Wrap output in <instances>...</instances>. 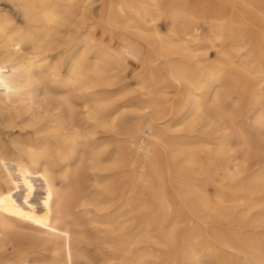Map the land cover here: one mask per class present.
<instances>
[{
    "label": "bare ground",
    "instance_id": "6f19581e",
    "mask_svg": "<svg viewBox=\"0 0 264 264\" xmlns=\"http://www.w3.org/2000/svg\"><path fill=\"white\" fill-rule=\"evenodd\" d=\"M6 1L11 8L0 3V80L7 92L24 88L31 101L8 105L15 110L8 112L9 121L24 112L23 123L29 121L37 135L46 120L52 137L72 144L93 145L100 134L103 140L110 132L121 133L128 156L105 163L101 152L91 170L137 171L158 198L163 238L152 240L147 228L135 223L138 206L74 203L66 194L78 184L81 165L71 159L63 160L58 183L47 169L36 174L35 168L0 159V179L8 186L7 192L0 190V264H81L92 240L102 249L99 264H147L154 258L148 239L164 246L180 243L183 260L196 263L200 251L210 247L208 224L219 242L215 250L251 255L248 264H264V247L256 238L264 233V0ZM201 23L208 32L200 31ZM209 43L224 65L218 72ZM131 61L139 64L140 84H151L128 105L117 98L133 89L121 84ZM172 87L183 92L185 104L174 105L176 93L166 90ZM38 95L52 100L49 109L35 105ZM4 98L0 93V102ZM129 108L136 109L133 119ZM59 119L63 136L55 134ZM202 123L216 126L221 138L194 142L191 134ZM175 128L187 132L176 135ZM178 157L181 167L196 166L195 174L219 171L223 179L213 182L219 187L213 200L189 177L184 197L196 220L177 215L166 231L171 205L155 182L160 167ZM103 188L114 194L109 184ZM180 224L187 226L178 242ZM223 224L227 227L217 226ZM200 237L202 244L196 241ZM228 263L221 256L220 264Z\"/></svg>",
    "mask_w": 264,
    "mask_h": 264
},
{
    "label": "rangeland",
    "instance_id": "374dc122",
    "mask_svg": "<svg viewBox=\"0 0 264 264\" xmlns=\"http://www.w3.org/2000/svg\"><path fill=\"white\" fill-rule=\"evenodd\" d=\"M0 3L2 9L11 8L6 4V0H1ZM12 12L14 13V16L20 20V15L18 13H15L14 10H12ZM162 23V30H165H163V32H167L165 22L162 21ZM200 26V31L202 33L208 32V25L201 23ZM207 49H209L210 57L212 56L210 58L211 64L216 65V68L214 67L215 71L218 72L222 70V68H224V65L219 62V56L217 55L216 50L212 49V44H207ZM138 66L139 64L137 62L131 61L125 72L122 74L121 78L123 81H121V84L129 83V90H131L132 88L133 89L129 91L126 96L117 98V101L119 103H126L128 105H131L129 101L138 96L140 93H143L144 86H149L151 84L150 81H145V84H143L144 86L140 84V80H138L136 76L139 73ZM166 90L174 94L176 93V95L178 94L177 96H172L174 105H180L179 103L185 104L183 101V92H181L180 90L177 91V89L174 87L167 88ZM231 90H234V88L232 87ZM23 91H25L24 88L7 92L3 82L0 80V93H3V95H5L4 102H0V154H2V157H0V159H5L12 164L18 163L21 166H29L32 169L35 168L34 172L36 174H40L44 169H47L48 175L53 181L57 183L60 182L63 174L61 173L64 169L63 160L67 158L71 159V162L73 164L78 163L81 165V172L80 178L78 179V184L70 188L69 193H67L66 196L70 198L72 197L71 200H73L74 203H78L79 201H85L88 203H94L97 201L101 203L104 201L113 200L116 206L123 203H129L138 206L140 208L139 211L135 214V223L144 225L147 228L148 236L154 237V239L152 240H161L163 238V234L160 231V224L158 223L157 219L159 217L158 208L160 207L158 198H155V192L150 189L148 184L143 183L138 179L137 171H134L133 169H127L125 174L123 169L117 168L101 172L91 170L94 161L100 158L99 155L101 152L103 153V155L101 156L102 160L105 163H109L116 157L124 158L125 156H128V151L126 150L127 144L124 140V136L121 133L115 134L110 132L108 134H105L106 138L103 140L101 139L103 135L100 134L98 141L93 145H85L83 143V140H80L78 142L75 141L74 144H72L71 142H64L62 139L52 137L50 134V130H48L46 127V120L43 123L45 125L44 131L35 135V130L33 127H31V123L29 121L23 123V121L27 120L28 118V115L24 114V112H22L21 117L17 118L14 122H10L8 119L9 111L15 113V110L13 108H9V106H14V100L22 99L23 103L25 104L31 102L29 98L30 95L22 94ZM34 102L35 105L40 103L42 109H49L51 105L49 106L48 104L49 102L51 103L52 100L38 95L35 96ZM15 105H17V103ZM181 112L183 113L184 109ZM136 113L137 112L135 108H129L127 110V115L130 119H133L135 116H137L135 115ZM168 118L172 119L171 116H169ZM55 126V134L63 136L65 134L66 128L62 124L60 119L56 122ZM216 128V126L212 127L209 123L200 124V126H197L195 131L191 134V136H193V141L198 142L206 140L217 142L221 138V136L215 134ZM186 132L187 131H181V128H175L172 133L179 135L186 134ZM15 144L19 145L20 148L17 149L15 147ZM71 145L74 147V149L70 152L69 147H71ZM27 149L33 150L35 153H37V156L32 157L30 154L28 155ZM33 160L36 161L32 162ZM181 160V157H178L175 160L169 158V162L166 161V163L162 167H160L161 178L155 182L156 190H158L159 193H164L165 197L171 205L170 208L172 213L168 215L166 219L167 221L163 224L166 227V231L172 230V221L175 220V217H177V215H180L182 219L185 220H196V218L190 214L187 208L189 202L187 203L184 197L186 188L185 184L190 182L189 177L193 178L194 183H197L202 189L208 190V193L213 200L217 198V189L219 188L213 182L215 179H217L218 181L223 179L222 174L219 171H213L209 176L195 174L194 172L197 171V167H191L187 165L181 167L179 165L181 163ZM95 174H97V177L94 176ZM108 184L114 191V194L111 196L108 195V193L103 188V185L105 186ZM99 186L101 187V189ZM7 189L8 186L4 183L3 180L0 179V190L5 193L7 192ZM81 210L82 208H77L76 212H80ZM79 214L81 215L82 213ZM186 226V224H180L177 226L176 230L178 242H181L182 235L184 236L186 234L185 232H183L184 227ZM217 226L227 227L226 224ZM213 228L214 227H212V224H208L205 227L206 235H208L209 233L211 234V237L208 238L210 247L208 250L203 249L200 251L199 256L201 259H199L198 262L195 263L193 260H183L180 251V243H177L176 245L164 246L155 244L152 240L148 239L146 244L147 250L154 253V258L148 257L147 264H169L171 260L175 259L178 260L177 264H220L221 256H226L227 258H229L228 264H248L250 262V259L253 260L251 255L238 254L237 251L235 252L229 250L224 252L222 251L224 249L220 248H217L215 250L214 247H219V242L216 236L214 237V234L211 233ZM260 231L264 232V230ZM257 234L258 235L256 236V238L260 240L259 243L264 247V233ZM203 239V237H200L196 241L197 243L202 244V242L205 241ZM85 246L87 249L86 251H88L86 252L88 260L82 259L81 264H99L102 259L101 246L96 241L94 243V240L90 241ZM39 248L41 250H37L43 253V248ZM3 261L4 260H2V262Z\"/></svg>",
    "mask_w": 264,
    "mask_h": 264
}]
</instances>
